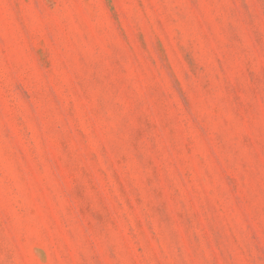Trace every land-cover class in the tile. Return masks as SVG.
I'll list each match as a JSON object with an SVG mask.
<instances>
[{
  "label": "rangeland",
  "instance_id": "1",
  "mask_svg": "<svg viewBox=\"0 0 264 264\" xmlns=\"http://www.w3.org/2000/svg\"><path fill=\"white\" fill-rule=\"evenodd\" d=\"M0 264H264V0H0Z\"/></svg>",
  "mask_w": 264,
  "mask_h": 264
}]
</instances>
